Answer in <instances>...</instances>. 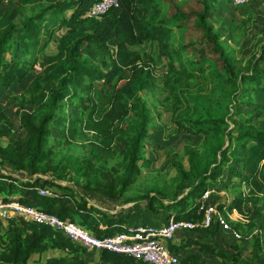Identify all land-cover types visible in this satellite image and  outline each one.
I'll use <instances>...</instances> for the list:
<instances>
[{"label": "trees", "instance_id": "1", "mask_svg": "<svg viewBox=\"0 0 264 264\" xmlns=\"http://www.w3.org/2000/svg\"><path fill=\"white\" fill-rule=\"evenodd\" d=\"M101 1L0 0V6L5 2L8 6L0 16V91L28 82L19 96L8 99L17 108L20 131L14 130L12 119L0 108V159L10 170H0V199H16L76 222L98 237L139 225L165 226L172 218L194 224L175 232L192 233L188 237L174 241V235L168 242L181 264H210L208 254L219 257L220 264H264V44L251 54L249 72L233 64L208 20L218 0H201L196 26L222 65L208 61L218 64L215 72H209L206 62L186 64L182 51L171 47L173 25L189 14L166 17L159 0H116L99 17L90 15L91 7ZM16 19L22 21L20 25ZM59 27L65 33L57 53L40 58ZM147 41L156 44L165 73L157 72L152 54L135 48ZM36 64L40 71L31 78ZM205 74L218 79L216 96L224 109L213 113L202 105L201 112L194 119L186 118V123L179 119L184 100L177 88L190 87ZM143 92L154 98V105L160 103L158 93L170 96L172 133L183 130L215 139L214 159L208 161L187 148L181 156H189V169L175 156L172 179L158 178L149 185L138 182L150 163L144 146L155 120ZM193 178L196 183H190ZM70 180L86 193L65 191ZM208 181L218 186L246 185L247 192L219 205L206 225L213 207L202 199ZM187 186L188 191L182 192ZM41 189L50 195L40 193ZM87 192L137 207L145 204L149 214L164 210L169 221L150 223L146 213L145 219L134 222L129 213L105 212L89 206ZM15 194L18 198L12 197ZM234 210L242 220L230 218ZM220 218L232 233L251 240L249 257L238 246L234 253L192 236L215 237L223 228ZM7 222L4 229L0 218V264H148L107 250L100 251L98 262L90 263L82 257L87 249L60 231L18 219ZM48 250L62 255L30 262L34 254Z\"/></svg>", "mask_w": 264, "mask_h": 264}, {"label": "rangeland", "instance_id": "2", "mask_svg": "<svg viewBox=\"0 0 264 264\" xmlns=\"http://www.w3.org/2000/svg\"><path fill=\"white\" fill-rule=\"evenodd\" d=\"M163 13L166 17H172L176 13H186L189 17L184 20H179L173 25V39L171 41L172 49L182 51V59L186 64L191 63H205L208 66L209 72H215L218 64H209L208 61H217L219 67L221 63L218 62L219 56L213 52L211 46L203 38V32L196 26V13L202 9L201 0H159ZM210 10L208 20L213 24L214 29L220 34V39L223 42L222 48L224 53L231 58V62L236 66H241L246 72H249L251 54L256 52L260 45L264 44V0H246L242 4H236L234 0H218ZM95 5V4H94ZM93 5V6H94ZM91 7L94 8V7ZM8 6L5 4L0 6V16L5 13ZM16 24L20 25L21 20L16 19ZM65 30L59 27L54 34L53 40L49 43L46 49L41 53L40 58L49 57L57 53L58 45L63 39ZM136 49H145L152 54L156 59V70L159 74L165 73L167 67L165 61L159 56L157 46L154 42L147 41L143 45L135 47ZM10 55H7L8 58ZM33 59V58H32ZM40 71L38 64L35 65L30 77H34ZM27 81L14 85L12 88L0 91V108H3L7 115L12 119L14 130L18 129L19 116L17 115V108L8 102L9 95L19 96L27 85ZM192 86L181 85L177 88L179 95L183 97L184 106L179 113V119L186 121L201 112L202 105H208L214 112L223 111L224 107L221 100H217V92H219L218 79L213 74H205L191 82ZM149 103V109L154 115L155 120L150 125L151 136L144 146V154L150 161L149 166L145 167L138 176V182L142 184H151L153 180L158 178L172 179L176 175V170L173 166V158L175 156L180 159L186 169H189L188 155L181 156L185 149L191 148L201 157L208 161L214 159L213 146L216 143L211 137L203 135H191L187 131H179L172 133L175 128L174 120L172 119L171 97L166 93H158L156 99L160 101L159 104L154 105L152 101L154 98L140 93ZM187 123V121H186ZM165 126V130H163ZM4 140V139H3ZM6 142V141H5ZM220 157V155H219ZM142 164V162H140ZM7 165L0 159V170L4 173H9L10 170L6 168ZM2 171V172H3ZM14 176H18L13 173ZM161 181V179H160ZM69 182V181H67ZM65 182L63 185H68ZM197 180L193 178L190 183H196ZM208 188L202 199H208L209 205L213 206L215 212H218L219 205H226L231 203L240 192H247L246 185L239 186L229 182L221 186L213 185L212 181H208ZM71 188H70V187ZM73 190L74 192L86 193L81 185H76L70 180V184L66 186L65 191ZM188 191V186L182 192ZM89 206H95L105 212L113 214L129 213L135 217V221L145 219L144 215L147 213L150 218L146 220L150 223L164 225L169 220L166 212L162 210L160 214H149V210L145 204L136 205L135 203H122L119 200L111 199L104 194L97 192H87ZM2 195H0V198ZM18 198V194L12 196ZM1 200V199H0ZM202 201V200H201ZM166 214V215H165ZM230 218L234 220H242L241 215L236 211L229 214ZM169 219V220H168ZM28 221L25 219H20ZM4 229H6L7 221L2 219ZM31 222V221H28ZM234 233V232H233ZM229 228H223L219 233L211 238L209 235L194 233L192 236H198L204 241H208L216 246H220L227 251L236 252L238 246L242 254L245 256L251 255L252 244L251 240H242L235 233L233 234ZM192 233L179 230L175 235L174 241L178 239H185ZM100 251L92 250L85 251L82 254L83 259L87 262L95 263L99 261ZM61 254L58 250H48L43 254H34L30 260L41 258L46 261L50 257H59ZM207 261L210 264H220L221 259L213 255H206Z\"/></svg>", "mask_w": 264, "mask_h": 264}, {"label": "built area", "instance_id": "3", "mask_svg": "<svg viewBox=\"0 0 264 264\" xmlns=\"http://www.w3.org/2000/svg\"><path fill=\"white\" fill-rule=\"evenodd\" d=\"M245 1L234 0L236 4H242ZM113 4H117V1L102 0L95 3L89 14L99 17ZM40 193L50 195V192L44 189H41ZM211 212L215 213L213 207L209 208L207 212L206 225L210 222ZM0 218L4 220L20 218L39 225L49 226L62 232L72 242L81 244L88 251L107 250L131 256L148 264H181L179 258L171 253L168 242L173 239L177 229L194 227V224L175 222L172 219L168 225L161 227L139 225L128 232H118L114 235L98 237L76 222L49 214L37 207L23 204L16 199L10 201L0 200ZM220 221L225 228H229L224 219L220 218ZM236 235L239 237L238 234Z\"/></svg>", "mask_w": 264, "mask_h": 264}]
</instances>
